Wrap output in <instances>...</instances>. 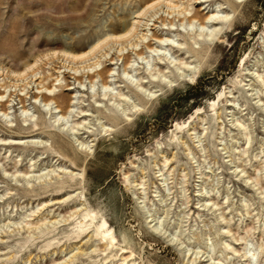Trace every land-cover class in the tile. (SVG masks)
I'll return each mask as SVG.
<instances>
[{
  "label": "rangeland",
  "instance_id": "obj_1",
  "mask_svg": "<svg viewBox=\"0 0 264 264\" xmlns=\"http://www.w3.org/2000/svg\"><path fill=\"white\" fill-rule=\"evenodd\" d=\"M156 1L0 0V264H264V0L161 2L72 58Z\"/></svg>",
  "mask_w": 264,
  "mask_h": 264
},
{
  "label": "bare ground",
  "instance_id": "obj_2",
  "mask_svg": "<svg viewBox=\"0 0 264 264\" xmlns=\"http://www.w3.org/2000/svg\"><path fill=\"white\" fill-rule=\"evenodd\" d=\"M175 1H177V0H158V1H156V2H151L150 4H148V5H146L143 9H141L140 10V12H138V14H137V16L135 17V20L132 22V24L130 25V27H129V25H128V28L127 27H125V25H123L122 27H120V29H119V33L118 34H116V35H108V37H106L105 39H103L102 41H99L98 43H96V44H94V45H92V46H90L89 47V49H88V51H86V52H84V53H82V54H79V55H74V56H72V58H74V59H82V58H84V57H86V56H88V55H90V54H92L96 49H98V47H99V45L100 44H102L103 42H106V41H113L112 39H121V38H125V37H128V36H130L131 35V33L136 29V28H138L140 25L141 26H147V28H144V29H146L147 31H148V25H149V23H147V21L146 22H142L141 21V19H143V18H145L144 16H146L147 15V13L150 11V9L151 8H153L154 7V5L155 4H160L161 2H166V3H172L173 5H174V3H175ZM205 2L207 1V0H204ZM202 2V1H201ZM226 2L227 3H229L230 5H233L235 2H233V0H226ZM168 5V4H167ZM172 5V6H173ZM163 6V5H162ZM217 7V6H216ZM173 8H174V10L171 12V13H173V12H175L176 13V15L177 16H180V15H183L182 16V20H184V21H187L188 22V25L189 26H196V31H198L199 33L197 34V37L198 36H207V37H210V38H213V37H215L219 32H220V30H221V28H217V27H215V26H213V25H215V24H217V23H219L220 21L222 22V21H224V20H226L227 18H228V16H229V14L228 13H224L223 15H220L219 13L222 11V8L220 9V10H216V8L215 9H209L208 8V10H207V12H206V15L202 18V19H198L197 18V16L199 15V11L202 9V10H205V9H207L206 7L203 9V8H201L198 12L197 11H195V12H193L189 17H187L186 16V14H185V11H186V9H180V5H177V4H175V6H173ZM182 8V7H181ZM185 8V7H184ZM224 8V7H223ZM189 13V12H188ZM222 13V12H221ZM199 17V16H198ZM171 19V18H170ZM174 20V19H173ZM179 21V20H178ZM195 22H198L196 25H195ZM169 24H170V26H173L174 25V23L172 22V21H169ZM153 25V24H152ZM180 25H182L183 26V22H181L180 23ZM143 29V30H144ZM150 30H151V28H150ZM145 31V30H144ZM148 33V32H147ZM149 35V34H148ZM162 37V36H161ZM147 38V34L145 33V34H142L141 35V39L142 40H145ZM151 39H152V35H151ZM148 40V39H147ZM146 41V40H145ZM157 41H158V43L159 44H155L156 46L154 47H148L147 45H145V47L146 48H148V49H150V51L151 52H157V54H158V52H160V50H164V53H162V55L161 56H159V59H165V58H167V55L165 54V52L167 51L166 50V48H165V46H163L164 45V43H166V45H169V47H178L179 49L181 48V43L180 44H177V45H174L175 44V42H174V40H173V38H172V36H164V37H162V38H159V39H157ZM150 42V41H149ZM148 42V43H149ZM172 43V45H170V44H167V43ZM196 43V42H195ZM135 46L137 45V43H135L134 44ZM156 47H158V48H156ZM192 51H194L195 53H197L198 51H195L194 50V48H192ZM136 54L138 55V56H140V58H142V59H145V57H142L141 55H140V53H137L136 52ZM156 56V55H155ZM110 59V58H109ZM175 62V60L173 59L171 62H170V64H173ZM95 65H101L100 64V62L99 61H97V62H95L94 63V66ZM176 64H174L173 66H175ZM127 68V67H126ZM126 68H124V70H123V72H124V74H127L128 72V70H126ZM175 68L178 70V72L180 71V70H182V72H179L180 73V75H183V73H184V68H189V69H195L196 68V66H190V63L188 64V63H186V62H181L180 64H177L176 66H175ZM160 73V72H159ZM151 76H154V75H157V74H150ZM161 76L162 77H166L163 73L161 74ZM131 78H132V76H130ZM129 81L130 82H132V81H134V80H131V79H129ZM145 81H142L141 80V82H138L137 84H136V87L137 88H140L141 90H143L144 92L145 91H147V90H144L143 88H141L140 87V85L142 84V83H144ZM80 83V82H79ZM103 87L104 88H108V85H103ZM49 91H50V89H48ZM149 92H151V91H149ZM54 95V94H53ZM1 96V95H0ZM54 97H56V96H47L46 94H44V95H41V99L42 100H46L45 102H44V106L45 107H48L49 105H50V103L53 101V99H54ZM2 98V97H1ZM37 99V97L35 98V100ZM56 99V98H55ZM55 102V101H54ZM53 109H55V111L56 112H53L52 114H54V117H56L57 118V120H60V119H62V120H66L67 119V116L66 115H64V114H60V112H61V110L60 109H58V105H56ZM25 111V110H24ZM58 113V114H57ZM80 113H83V111H80ZM85 115V114H84ZM58 117H60V119H58ZM66 122H67V120H66ZM76 129H77V127H76ZM25 142H27V143H37V142H39L38 140H36L35 138H31L29 141H22V140H19V142H17L16 144H21V143H25ZM168 159L166 158L165 159V163H166V161H167ZM40 220V219H39ZM35 224V223H34ZM31 225V223H27L25 226L27 227V228H32V226H30ZM40 225V224H39ZM73 249H76L77 251H75L74 250V252H80V251H82L81 250V248L80 247H74ZM82 253V252H81ZM74 254V253H73ZM74 255H76V253L74 254ZM73 257V256H72Z\"/></svg>",
  "mask_w": 264,
  "mask_h": 264
}]
</instances>
